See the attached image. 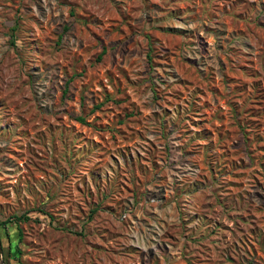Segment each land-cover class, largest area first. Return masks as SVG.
<instances>
[{
  "label": "rangeland",
  "instance_id": "1",
  "mask_svg": "<svg viewBox=\"0 0 264 264\" xmlns=\"http://www.w3.org/2000/svg\"><path fill=\"white\" fill-rule=\"evenodd\" d=\"M0 242L264 264V0H0Z\"/></svg>",
  "mask_w": 264,
  "mask_h": 264
},
{
  "label": "trees",
  "instance_id": "2",
  "mask_svg": "<svg viewBox=\"0 0 264 264\" xmlns=\"http://www.w3.org/2000/svg\"><path fill=\"white\" fill-rule=\"evenodd\" d=\"M100 58H101V55H99L98 60H100ZM27 219H28V217L23 215L21 217H15L14 220L17 221V220H27ZM11 222H12V219H8V220L4 221L3 223H1V225H7V224H10ZM12 223H15V222H12Z\"/></svg>",
  "mask_w": 264,
  "mask_h": 264
},
{
  "label": "water",
  "instance_id": "3",
  "mask_svg": "<svg viewBox=\"0 0 264 264\" xmlns=\"http://www.w3.org/2000/svg\"><path fill=\"white\" fill-rule=\"evenodd\" d=\"M0 264H3L1 242H0Z\"/></svg>",
  "mask_w": 264,
  "mask_h": 264
}]
</instances>
